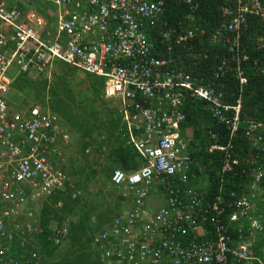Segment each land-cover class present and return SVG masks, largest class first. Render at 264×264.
Listing matches in <instances>:
<instances>
[{
    "label": "built area",
    "instance_id": "obj_1",
    "mask_svg": "<svg viewBox=\"0 0 264 264\" xmlns=\"http://www.w3.org/2000/svg\"><path fill=\"white\" fill-rule=\"evenodd\" d=\"M33 1L0 0V264H56L39 254L42 231L32 209L69 184L70 135L47 107L13 110L9 96L19 76L49 84L57 64L102 80L101 98L115 104L119 132L142 161L129 173H112L110 185L122 201L92 239L99 264H264V224L255 215L264 198V164L256 161L264 159V123L243 126L240 99L224 104L218 92L194 87L190 76L170 69L171 48L161 56L150 37L164 14L163 1L41 0L50 14ZM235 3L234 13L223 10L222 17L230 18L223 27L235 52L229 70L241 92L247 84L241 68L247 59L238 58L241 25L247 15L264 20V0ZM193 36L191 29L177 34L175 43ZM161 39L169 43L170 33ZM257 43L264 48V35ZM227 69L223 62L217 73ZM187 98L207 103L227 131L226 143L207 151L221 154V175L244 167L251 181L243 192L225 191L221 181L208 198V182L199 178L188 150L193 134L180 129ZM240 133L257 155L253 162H238L230 153ZM206 136L216 140L212 132ZM52 235V246H60L67 225Z\"/></svg>",
    "mask_w": 264,
    "mask_h": 264
},
{
    "label": "trees",
    "instance_id": "obj_2",
    "mask_svg": "<svg viewBox=\"0 0 264 264\" xmlns=\"http://www.w3.org/2000/svg\"><path fill=\"white\" fill-rule=\"evenodd\" d=\"M162 1L164 14L150 37L153 46L160 53L162 52L161 56L165 55L168 45L171 48V57L169 58L172 59V64L170 69L180 70L190 76L194 87L211 88L215 93L218 92L221 94V100L224 104L235 106L240 99V119L243 126L249 120L264 123V48H259L257 43L258 39L264 35V20L251 15L244 16L240 30L238 58L240 61L242 57L247 59L241 63L247 84L240 92L234 72L229 70L235 65V61H233L235 52L230 50L231 42L227 44L225 42L226 38L230 39L231 37V34L224 30V28L227 29L230 18L222 17L223 10L234 13L235 0H192L191 5H187L186 0ZM191 7H195V9L190 11ZM190 29L194 34L193 38L176 44L175 36ZM165 32H169L171 36V41L167 44L161 39V34ZM223 62L228 69L225 73L219 74L217 69ZM59 72L64 73L56 79V83L53 85L52 83L48 84L43 79L34 82L32 79L19 76L11 87V92L14 89L18 92L29 89L39 90L38 96L43 95L42 100H45L41 105L47 107L53 115L60 119L62 126L68 133H75L79 138L78 155L82 157L85 163L84 167L72 174L68 172V167L65 166L69 184H67L64 192L56 194L45 203L39 221L42 232L36 238L39 246L38 251L44 260H50L57 249L66 242L70 244V249L56 264H99L93 251L92 239L103 226L110 223L116 216L115 213L120 208L122 201L120 191L110 185L112 173L118 169L129 173L137 169L142 161L134 150L126 144V140L122 138L119 132L120 116L115 106L111 109H103L102 115L93 107L96 100L101 98L102 80L85 76L90 83L89 89L92 93V100L87 101L86 104L84 102L76 103L69 89L68 80L77 72L67 66L57 64L54 76ZM47 101L50 102L47 104ZM103 101L100 103L104 107L106 105ZM182 113L185 120L180 129L189 130L193 134L188 150L201 171V173L198 172L199 178L208 182V193L211 194L208 195V198L217 193L221 181L225 191L243 192L247 183L251 181L250 174L244 170V167L239 166L236 175H221V154L218 152L208 153L207 151L208 147L215 143L224 145L227 138L225 128L219 126L217 121L212 118L209 105L202 101L187 98L183 103ZM100 117L105 120H100ZM208 132L216 135V140H209L206 136ZM102 134L105 135V138L98 144L97 140L103 137ZM103 149H107L108 153L105 154L106 150ZM91 153L94 155V167L102 164L101 170L105 177V184L113 190V194L120 193L114 198L112 193L104 195L101 190V192L95 190L92 196L98 198L102 195V200L107 197L114 198L112 210L111 205L106 203L88 205L80 199V184L73 183L70 179H80V177L85 176L86 183L94 179L95 171L90 168V171L86 172L87 161L90 160L91 155L89 154ZM230 153L238 162H253V157L254 159L257 158L251 144L242 137L241 133L233 143V150ZM100 158L102 161H99ZM256 161L259 165L264 164V159L260 156ZM80 204L87 209L86 214L76 224L68 223L67 237L62 240L60 246H52L50 238L53 235L49 226L50 222L55 221L56 226L61 227L66 220L65 215L72 214ZM105 204L106 208L96 214L98 208ZM255 215L264 224V198L256 205ZM87 248H92L91 253H84Z\"/></svg>",
    "mask_w": 264,
    "mask_h": 264
},
{
    "label": "rangeland",
    "instance_id": "obj_3",
    "mask_svg": "<svg viewBox=\"0 0 264 264\" xmlns=\"http://www.w3.org/2000/svg\"><path fill=\"white\" fill-rule=\"evenodd\" d=\"M32 6L34 8H38V9H46L47 5L45 3H43L41 0H34L32 3ZM64 72H59L56 76H54V78L51 79L50 84L52 83L55 84L56 79L59 78V76H62ZM53 80V81H52ZM51 85V86H52ZM68 85H69V89L72 92V96L74 97L76 103L79 102H84V104L87 103V101H91L92 100V93L89 89L90 83L86 80V78L84 77V75L82 74H75L71 79L68 80ZM39 90L37 89H29V90H24L23 92H18L16 89H14L10 96H9V102H10V106L13 110L19 109V108H28L31 106H35V105H39L41 107H45L43 105H41L42 103H44L45 100L43 99V95L42 96H38ZM101 101H103L101 98H99L98 100H96V103L93 105V107H95V109L97 110L98 113H101V115L103 114L105 108L111 109L114 107V103L112 102H104L106 106H102L100 103ZM50 101H47V104ZM104 109V110H103ZM100 120L104 121L105 119H101ZM70 135V151H69V163L67 164L68 167V172L70 174L75 173L76 171L78 172L79 169H81L82 167L85 166V163L82 160V157L80 155H78V151H79V145H80V141L79 138L76 136V134L74 133H69ZM102 138H99L97 140V143L99 144L103 138H105V135L102 134ZM106 150L105 154L108 153L107 149H103ZM91 155L90 160L87 161V171H90V168L96 172V176L94 177V179L89 182L86 183L85 179L83 177L79 178H70L73 183H79L80 184V199H82L83 201H85L88 205L93 206V205H101L103 203H106L107 205H111V210L113 209V202H114V198L117 197V195H119V193H115L113 194V190L110 189L106 184H105V177L104 174L101 170L102 164L100 163V166H95L94 167V155L93 153L89 154ZM102 158L99 159V161ZM91 170V171H92ZM87 174V173H86ZM104 186V188H103ZM102 191L104 195H107V193H112L114 195V198H109L107 197L105 200H102V195H98L99 197H93L92 195L94 194V191ZM100 191V192H101ZM159 204H162V201L158 202ZM106 204L103 207L98 208V210L95 212L96 214H99L102 210H104V208H106ZM45 203H37L35 205H33V215L35 217V219L37 221H40L41 218V211L44 207ZM87 212V209L82 206L81 204L74 210V212L70 215H65V222L63 224L67 225L68 223L73 222L74 224H76L79 219L84 216ZM51 218V216H50ZM94 221V220H93ZM49 226L52 229H55L56 226V222L55 221H51ZM69 243H64L62 244L57 251L54 254V259H51L53 261H56V263H59L60 259L69 251L70 247H69ZM92 248H87L86 250H84V253L89 254L91 253Z\"/></svg>",
    "mask_w": 264,
    "mask_h": 264
},
{
    "label": "crops",
    "instance_id": "obj_4",
    "mask_svg": "<svg viewBox=\"0 0 264 264\" xmlns=\"http://www.w3.org/2000/svg\"><path fill=\"white\" fill-rule=\"evenodd\" d=\"M50 8H51V7L47 6V8H46V9H48V10H49ZM46 9H42V10H43L42 12H46V11H48V10H46ZM44 10H45V11H44ZM51 10H52V9H51ZM51 10H49V14L54 12V11H53V12H51ZM45 14H46V13H45ZM50 229L52 230V228H51V227H50ZM51 259H54V255L52 256V258H51ZM51 259H50V260H51ZM51 261H53V260H51Z\"/></svg>",
    "mask_w": 264,
    "mask_h": 264
},
{
    "label": "clouds",
    "instance_id": "obj_5",
    "mask_svg": "<svg viewBox=\"0 0 264 264\" xmlns=\"http://www.w3.org/2000/svg\"><path fill=\"white\" fill-rule=\"evenodd\" d=\"M78 74V73H77ZM85 77V76H84Z\"/></svg>",
    "mask_w": 264,
    "mask_h": 264
}]
</instances>
